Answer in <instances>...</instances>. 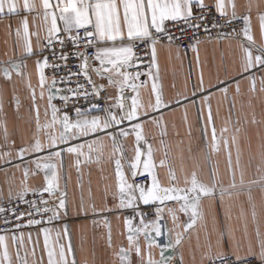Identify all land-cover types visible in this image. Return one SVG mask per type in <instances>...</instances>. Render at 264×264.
<instances>
[{"label":"crops","instance_id":"crops-1","mask_svg":"<svg viewBox=\"0 0 264 264\" xmlns=\"http://www.w3.org/2000/svg\"><path fill=\"white\" fill-rule=\"evenodd\" d=\"M226 2L230 5L233 0ZM17 3L21 5L19 12L0 14V68L9 63L21 65L19 72L13 69L11 79L5 78L0 71V156L11 153L8 157L11 163L4 164L0 159V202L8 200L9 189L17 190L24 179V167L29 158L22 161L16 153L22 146L33 142L36 108H39L41 123L51 118L48 88H44L41 98L37 67V60L44 57L43 51H40L46 35L43 10L27 12L22 8L23 0H17ZM35 3L39 6L41 0H35ZM206 3L214 4L215 0H206ZM234 3L237 16L250 15L251 34L255 41L250 46L256 53L259 46L264 45V29L259 19L264 14V0H234ZM228 11L231 14L230 6ZM25 17L33 48L30 55L25 54ZM17 29L21 33L19 37L16 35ZM242 43L248 45L249 42L243 36L204 40L200 41L198 52L192 48L183 50L174 44L160 42L157 45L158 82L162 84L164 98L168 102L180 99L181 103H172L169 108L154 113L159 124L148 119L144 121L145 141L141 142V149L146 153L148 145L152 146L162 185L171 186L173 181L170 177L174 174L178 189L190 187L194 179L209 186L210 190L215 189L214 195L201 198L200 218L191 228L187 227L189 215L179 211V204L170 202L161 206L164 234L157 238L158 241L161 245L168 242L167 229H172L173 242L177 234L181 236L179 245L173 243L172 248L164 251L170 264H206L210 257L219 253L240 257L253 255L264 260V85L260 82L264 72L254 70L256 89L253 91L247 78L249 74L240 75L243 72ZM94 76L98 84L108 85V97L118 95V89L110 86L107 79H101L95 73ZM146 79L141 77V80ZM201 82L203 88L211 93L212 122L207 119L209 101L204 99L208 92L193 95L196 91L194 85H201ZM224 87H227V93L220 90ZM32 89L36 92L35 99ZM140 92L145 103L150 98L154 100L150 82ZM130 94L134 93L127 89L125 96ZM183 97L189 99L185 101ZM127 102L130 103V100ZM200 108H203V117ZM90 115L104 116L105 112H91ZM41 139L47 142L45 133H41ZM100 139L104 144L101 157L98 158L94 150L91 161L80 157L81 163L77 166L75 155H64L58 169L61 189L67 193L68 211L65 218L52 227L60 230L63 225H68L77 264H121V249L132 247L125 223V218L133 215L132 211H106L108 207L115 208L118 204V197L113 198V194L118 192L117 157L112 155V141L106 136ZM117 144L123 152L120 158L124 171L128 174L129 182H133L129 160L134 157L136 147L134 134L127 138L117 136ZM160 161H163V166L159 164ZM30 167L34 174L27 178V183L34 189L42 188L46 183L44 172H37L34 165ZM93 205L97 214L93 212ZM158 206L141 205V209L144 211V208L152 207L153 212L147 213V219L153 220ZM168 208L176 210L178 219L175 224L167 212ZM104 217L111 224V244ZM138 223V220L134 221L133 226H138ZM42 226L17 231L16 235L19 232L25 234L22 245L12 239L13 232L2 234L8 237L7 245L13 264H19L18 251L21 256L27 251L28 264H47V251L40 232ZM55 230L52 233L53 241ZM29 233L31 239L28 238ZM133 239L141 252H130L131 264H147L149 255L154 261L161 260V247L153 244L149 249V239L144 233ZM61 242L66 244L67 237ZM33 250L35 255L32 254Z\"/></svg>","mask_w":264,"mask_h":264},{"label":"snow or ice","instance_id":"snow-or-ice-1","mask_svg":"<svg viewBox=\"0 0 264 264\" xmlns=\"http://www.w3.org/2000/svg\"><path fill=\"white\" fill-rule=\"evenodd\" d=\"M231 7V14L228 8ZM23 10L27 12L42 9V17L46 23L45 44L40 49H50L55 55V44L59 43L61 51L59 60L49 62L47 56L37 60L39 70L40 97L44 96V88L47 86L49 95L48 104L51 108V118L41 123L39 108H36V132L31 144L22 146L17 150V157L20 160L29 158L28 164L24 167L20 187L13 191L11 188L8 193V200L15 201L17 207L20 203L29 206V211L19 212L17 207H5L0 205V217H3L5 224L12 223L10 216H15L16 221L26 219L25 224L19 222L14 224L12 239L18 245L24 242V233L16 232L23 227H40V232L44 238V248L47 251V264H77L74 250L71 243V236L68 225L65 224L60 230H55L52 225L63 220L67 215V193L61 189L59 167L62 164L64 155H75L76 164L80 165V157L86 161H91L92 152L95 150L98 158L102 156L104 144L100 139L106 136L112 141L113 152L116 156L115 170L118 179V192L113 194V198L118 197V204L115 208L108 207L106 211L131 210L133 215L125 218L128 227L130 249H121L119 258L121 264H131L129 259L132 250L140 254L138 243L133 237L144 233L149 239V249L156 244L161 247V260L154 261L149 255L147 264H170V259L165 257L164 251L173 247V243L179 245L181 236L177 234L175 241L172 240V229L168 231V242L160 244L157 238L164 234V215L162 207L168 203L180 205L179 211L189 215L190 222L187 224L191 228L196 220L200 218L199 203L203 196L214 195L215 189H209V186L203 185L195 180L188 188H176L174 174L171 175L173 181L171 186H164L159 180L156 171L157 164L154 160L152 146L149 144L147 152L141 149V142L145 141L144 121L151 120L159 124L155 119L154 113H159L167 109L172 103H181L180 99L174 102H168L163 95L162 84L158 82L159 64L157 60V45L166 40L170 45L180 37L174 35L173 29H179L181 35L185 31L191 30L193 33L190 47L198 52L200 39L199 32L203 30L210 33L212 28H223V24L212 22L209 24L208 16L213 8L216 12L226 17L225 23L231 24L234 20H243L244 25L240 31L232 28L231 32L219 34L217 39H225L231 36L242 35L249 43L241 44L243 72L240 75L249 74L251 89H256V76L254 70L264 72V45L259 46L256 53L250 45L255 41L251 34L250 15L243 17L237 16L233 2L229 5L226 0H215L213 5L206 3V0H41L38 6L35 0H23ZM21 5L17 0H0V14H14L19 12ZM261 27L264 29V14L260 17ZM183 26V27H181ZM63 33V35H61ZM16 35H21L20 30H16ZM23 36L25 41V54H33V48L30 41L29 25L27 17L23 21ZM39 38V32H37ZM211 38V37H209ZM67 43H71L74 51L69 53L63 51ZM83 49V51L81 50ZM92 50V59L96 62L94 66L89 65L88 50ZM70 56L80 61L78 71L67 73V77L57 78L53 76L49 81L45 69H58L62 66L67 67ZM20 64H11L0 68L5 78L11 79L12 71L19 72ZM95 73L101 79H107L109 85L118 89V95L108 97L110 101L106 109L100 108L96 103H91L88 109L74 107L73 115L67 110H62L52 103L53 100L63 101V109H67L69 102L83 98L86 102L89 97L95 99L101 98V92L107 90L108 85L98 84L93 79L91 73ZM80 76L86 83L76 82L75 87L57 88L59 83L73 82V77ZM146 77V80H141ZM151 84L154 100L150 98L148 103L142 99L140 89ZM260 82L264 85V75ZM221 83H224L223 81ZM31 88V85L29 84ZM239 92V83L236 84ZM127 89H131L130 94L125 96ZM193 95L197 92L205 93L208 90L201 85H194ZM227 93V87L220 89ZM68 93V94H63ZM32 97L36 98L35 89H32ZM188 97H183L187 101ZM204 99L209 101L207 119L213 121L212 109L210 104L211 93L208 92ZM130 100V103L127 101ZM195 102V101H193ZM17 106L19 100L17 98ZM151 109V111H149ZM104 111L105 115H90L91 112ZM203 117V108L199 109ZM47 109L45 115L47 116ZM205 133L207 126H204ZM5 138H7V129H4ZM41 133H45L47 142L41 139ZM213 138L215 140V126L212 127ZM135 136L136 147L134 157L129 160L131 169V178L129 182L128 174L124 171L121 162L123 152L121 146L117 144V136L127 138L129 135ZM163 134V133H162ZM87 149V152L85 151ZM11 153L0 156L4 164L11 163L8 158ZM159 164L163 166V161ZM31 165L35 170L43 171L45 174V185L40 189H34L27 183V178L34 174ZM19 167V165H17ZM139 176L150 177V181L144 183H135ZM37 197L28 199L29 195ZM48 194V198H45ZM141 205H159L155 209V219L148 220L147 213L142 211ZM103 211V210H102ZM95 212V205H93ZM167 212L171 215L173 224L177 221L176 210L168 208ZM87 215V213H85ZM39 217V218H37ZM138 220V226H133L134 221ZM97 223V221H93ZM104 223L108 226V239L111 244V224L107 217H104ZM55 230V241L52 233ZM154 233V235H153ZM222 235H226L223 234ZM67 237V243L61 242ZM31 239V233L28 234ZM8 237L0 234V264H13V258L10 255ZM33 255L35 252L33 250ZM27 251L23 256L17 252L19 264H28ZM212 264H229V256L225 253H219L210 257ZM248 257L235 256L232 264H245ZM264 264V260L261 261Z\"/></svg>","mask_w":264,"mask_h":264},{"label":"built area","instance_id":"built-area-1","mask_svg":"<svg viewBox=\"0 0 264 264\" xmlns=\"http://www.w3.org/2000/svg\"><path fill=\"white\" fill-rule=\"evenodd\" d=\"M209 5H213V4H209ZM240 17H242V16H240ZM225 20H226V17L219 15L216 12V10L213 8L211 14L208 16L209 24H211L212 22H218L219 24H223L224 26H223V28H212L210 33H205L203 30H201L199 32V36H198L200 41L209 40V39H217L216 37L219 34L224 33V32H231L232 28L237 29V31H240L243 28V25H244L243 20H234L230 25L225 23ZM181 27H183V26H181ZM173 33H174V35H176L180 38L172 44L180 47L183 50H189L191 48L190 44L192 42V36H193V33L191 30H187L184 32L183 35H181L179 29H173ZM61 35H63V33ZM209 37H211V38H209ZM229 38H242V35L231 36ZM161 43H168V42L166 40H162ZM44 44H45V41L43 42V46H44ZM54 47L56 49L55 55L53 54V52L50 49H45L43 51V56H47L50 63L53 61H55L56 63H61V61L59 60V53L61 51V46L59 45V43H57L54 45ZM81 50L83 51V49H81ZM63 51H66L69 53L73 52L74 49H73V46L71 45V43H67L66 46L64 47ZM88 57H89V65L94 66L96 64V62L92 59V50L91 49L88 50ZM79 63H80V61L78 59H76L73 56H70L68 59V62H67V67L62 66L58 69L47 68V69H45V73L50 79L53 76H56L57 78H60L63 76L66 79L67 73L69 71L77 72L79 70L78 69ZM91 74H92L93 79L96 81V83H98L95 76H94V72ZM77 81H79L80 83H86L82 77L75 76V77H73V82L71 84H68L66 82L65 83H59V84H57V88H65L66 89L69 87H75ZM63 94H68V93H63ZM58 97H59V94H58ZM58 97H57V99L53 100L54 104H56L57 107H60L62 110H67L70 113V115L74 114L73 113L74 107H80L82 109H88L90 107L91 103L98 104L100 106V108H102V109H106L108 106V92H107V90L104 92H101V98L100 99H95L93 97H89L88 102H86L83 98H81L79 100H72L69 102V106L67 109H63V101H61ZM149 180H150V177L139 176L136 179L135 183H144V182L149 181ZM27 198L31 200V199H36L37 197L32 196L30 194ZM45 198H48V194H45ZM0 205L5 206V207H17V203L15 201H9V200L0 202ZM27 211H29V206H27L23 203H20L18 205L17 215L19 214V212H27ZM144 211L146 213H152L153 208L147 207V208H144ZM9 216H10V219L12 221V223H9V224H5L3 222V217H0V234L13 232V231H11V229H13L14 224L17 222H19L21 224L26 223L27 218L20 220V221H16L15 216H11L10 214H9ZM37 218H39V217H37ZM25 228H28V227H23L19 230H22ZM227 255L229 256V264H232L236 255H233V254H227ZM238 257H240V256H238ZM242 257H248V260L245 262V264H261V261H262V259H259L253 255L242 256ZM206 264H212V260L210 259Z\"/></svg>","mask_w":264,"mask_h":264},{"label":"rangeland","instance_id":"rangeland-1","mask_svg":"<svg viewBox=\"0 0 264 264\" xmlns=\"http://www.w3.org/2000/svg\"><path fill=\"white\" fill-rule=\"evenodd\" d=\"M1 234H4V233H1Z\"/></svg>","mask_w":264,"mask_h":264}]
</instances>
